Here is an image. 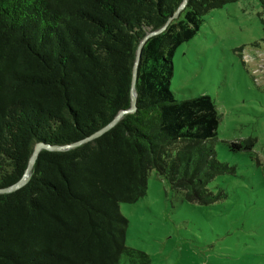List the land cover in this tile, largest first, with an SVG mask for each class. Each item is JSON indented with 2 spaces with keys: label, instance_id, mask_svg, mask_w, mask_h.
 Listing matches in <instances>:
<instances>
[{
  "label": "trees",
  "instance_id": "trees-1",
  "mask_svg": "<svg viewBox=\"0 0 264 264\" xmlns=\"http://www.w3.org/2000/svg\"><path fill=\"white\" fill-rule=\"evenodd\" d=\"M234 1L187 0L141 48L136 110L75 147L40 150L27 181L0 193V264H151L125 245L119 211L146 193L150 171L187 201L221 198L208 184L232 169L216 157L212 98L176 99L169 84L177 46ZM181 2L0 0V188L21 178L35 143L77 142L129 107L137 46Z\"/></svg>",
  "mask_w": 264,
  "mask_h": 264
},
{
  "label": "rangeland",
  "instance_id": "rangeland-1",
  "mask_svg": "<svg viewBox=\"0 0 264 264\" xmlns=\"http://www.w3.org/2000/svg\"><path fill=\"white\" fill-rule=\"evenodd\" d=\"M264 6L236 0L208 11L171 57L176 99L208 94L219 116L215 152L232 170L208 189L211 204L187 201L154 171L146 193L120 203L125 245L151 264H264ZM253 140L249 151L231 142Z\"/></svg>",
  "mask_w": 264,
  "mask_h": 264
},
{
  "label": "water",
  "instance_id": "water-1",
  "mask_svg": "<svg viewBox=\"0 0 264 264\" xmlns=\"http://www.w3.org/2000/svg\"><path fill=\"white\" fill-rule=\"evenodd\" d=\"M186 1L187 0H182L181 4L177 7L175 12L167 19V21L165 22V24L162 27L148 32L139 42L137 49H136V53H135L134 63L132 66V78H131V84H130V105H129V107L127 109L119 111L106 126L101 128L100 130L96 131L95 133L91 134L90 136H88L82 140H79L77 142L67 144V145H62V146L49 145V144H43V143H35L33 146L32 152L30 154V157L28 159L26 168L24 169V172H23L21 178L9 187L0 188V193L15 190V189L19 188L20 186H22L27 181L30 170H31L32 165H33V162L36 159L37 154L39 153L40 150H42V149L64 150V149L75 147V146L81 144L82 142L88 141V140L100 135L101 133H103L104 131H106L110 127H112L123 116V114L132 113L136 110V107H135V99H136L135 81H136L137 68H138V64H139V60H140L141 48L144 45L145 41L149 37L156 35L158 33H161L167 27V25L170 23L171 20L178 17L179 12L184 7Z\"/></svg>",
  "mask_w": 264,
  "mask_h": 264
}]
</instances>
